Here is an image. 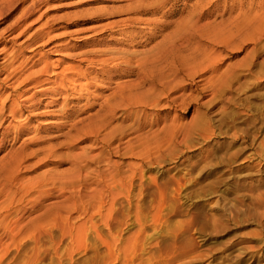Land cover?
Wrapping results in <instances>:
<instances>
[{
  "label": "rangeland",
  "instance_id": "obj_1",
  "mask_svg": "<svg viewBox=\"0 0 264 264\" xmlns=\"http://www.w3.org/2000/svg\"><path fill=\"white\" fill-rule=\"evenodd\" d=\"M0 264H264V0H0Z\"/></svg>",
  "mask_w": 264,
  "mask_h": 264
}]
</instances>
